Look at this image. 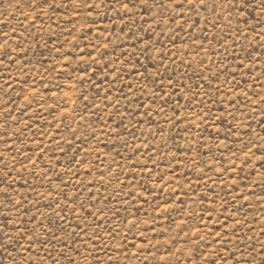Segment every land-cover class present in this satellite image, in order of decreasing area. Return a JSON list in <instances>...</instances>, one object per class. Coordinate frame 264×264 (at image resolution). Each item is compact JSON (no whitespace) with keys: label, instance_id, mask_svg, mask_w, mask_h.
Here are the masks:
<instances>
[{"label":"rangeland","instance_id":"obj_1","mask_svg":"<svg viewBox=\"0 0 264 264\" xmlns=\"http://www.w3.org/2000/svg\"><path fill=\"white\" fill-rule=\"evenodd\" d=\"M91 3L0 0V264H264V0Z\"/></svg>","mask_w":264,"mask_h":264},{"label":"snow or ice","instance_id":"obj_2","mask_svg":"<svg viewBox=\"0 0 264 264\" xmlns=\"http://www.w3.org/2000/svg\"><path fill=\"white\" fill-rule=\"evenodd\" d=\"M139 2V0H138ZM145 4L147 2V0H144ZM169 4H175L177 6V8H182L185 4L189 5V9L190 10H195V5L198 2L202 8L205 7L206 5V0H168ZM46 3V0H45ZM86 6L91 8L94 5L91 3V0H86ZM264 6V5H262ZM161 7H163V5H161ZM241 11L243 10L244 7H251L250 4H241L239 5ZM5 235H7V233H5ZM8 239H12V237H8ZM3 243H7V241H3Z\"/></svg>","mask_w":264,"mask_h":264}]
</instances>
